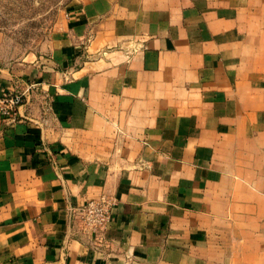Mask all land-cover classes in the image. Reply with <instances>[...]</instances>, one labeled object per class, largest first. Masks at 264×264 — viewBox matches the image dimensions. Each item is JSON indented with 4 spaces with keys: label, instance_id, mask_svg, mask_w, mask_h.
<instances>
[{
    "label": "crops",
    "instance_id": "0c3cea01",
    "mask_svg": "<svg viewBox=\"0 0 264 264\" xmlns=\"http://www.w3.org/2000/svg\"><path fill=\"white\" fill-rule=\"evenodd\" d=\"M66 13L46 56L0 67V100L23 94L0 114V264H264V0ZM101 194L92 244L74 211Z\"/></svg>",
    "mask_w": 264,
    "mask_h": 264
},
{
    "label": "rangeland",
    "instance_id": "374dc122",
    "mask_svg": "<svg viewBox=\"0 0 264 264\" xmlns=\"http://www.w3.org/2000/svg\"><path fill=\"white\" fill-rule=\"evenodd\" d=\"M76 0H0V67L46 56Z\"/></svg>",
    "mask_w": 264,
    "mask_h": 264
},
{
    "label": "built area",
    "instance_id": "2783aa9c",
    "mask_svg": "<svg viewBox=\"0 0 264 264\" xmlns=\"http://www.w3.org/2000/svg\"><path fill=\"white\" fill-rule=\"evenodd\" d=\"M66 16H68L67 13ZM22 98L23 94L20 93L3 96L0 100V114L6 117L14 116L16 107L22 103ZM114 204V197L101 194L99 197L88 200L74 211L80 231L89 235L92 244L102 241V233L111 219Z\"/></svg>",
    "mask_w": 264,
    "mask_h": 264
}]
</instances>
